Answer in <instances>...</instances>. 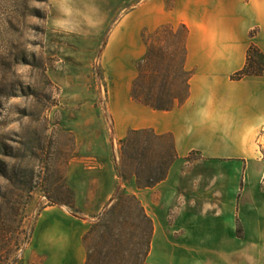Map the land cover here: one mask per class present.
Wrapping results in <instances>:
<instances>
[{
  "label": "rangeland",
  "instance_id": "374dc122",
  "mask_svg": "<svg viewBox=\"0 0 264 264\" xmlns=\"http://www.w3.org/2000/svg\"><path fill=\"white\" fill-rule=\"evenodd\" d=\"M157 8L151 0H0V264L17 263L43 207L74 210L71 164L114 177L109 204L89 218L88 264L144 263L152 222L129 183L141 188L167 175L172 143L147 130L115 136L120 107L112 101L116 73L106 51L114 39L133 42L142 25L145 54L130 96L148 49L165 58L162 69L144 64V86H169L166 103L184 96L188 72L172 67L181 61L183 31L146 30L157 22ZM257 145L264 161V131Z\"/></svg>",
  "mask_w": 264,
  "mask_h": 264
},
{
  "label": "crops",
  "instance_id": "0c3cea01",
  "mask_svg": "<svg viewBox=\"0 0 264 264\" xmlns=\"http://www.w3.org/2000/svg\"><path fill=\"white\" fill-rule=\"evenodd\" d=\"M151 5L158 7L157 22L146 30L166 24L187 29V99L158 111L130 96L136 63L145 54L142 25L133 42L114 39L106 51L116 73L112 101L120 107L115 136L143 130L170 135L176 155L165 179L152 187L129 183L152 222L143 264H264V161L257 145L264 131V73L232 79L244 68L251 45L264 58V0ZM192 153L196 158L190 160ZM72 165L67 180L74 210L43 207L16 264L88 262L89 218L109 204L114 177L108 170L76 172Z\"/></svg>",
  "mask_w": 264,
  "mask_h": 264
},
{
  "label": "trees",
  "instance_id": "16d2710c",
  "mask_svg": "<svg viewBox=\"0 0 264 264\" xmlns=\"http://www.w3.org/2000/svg\"><path fill=\"white\" fill-rule=\"evenodd\" d=\"M180 28L183 31V37L181 39L182 57H181V61L179 63H177L173 59V64H175V66H172V67H173V71L176 74H178L179 71L187 74V72L184 69L185 38L187 35V29L183 25L180 26ZM163 32H167L170 36L176 35V32L168 25H164L160 28L159 33H163ZM175 51L178 52V45L175 46ZM151 54H152V59L150 57ZM153 55H154V57H153ZM164 58L165 57L163 56V54L160 50L158 52H154V50L148 49V52H147L146 56L144 57V60L142 62H139L137 65L138 77L133 82L132 87H131L132 98L135 101L140 102L141 104H143V105H145V106H147L153 110L168 111L174 107L176 101L178 104H182L187 99V96H188V79L190 76L189 73H188V78L186 79V82H185L186 94L182 97L177 96V95H173V96H171V99L167 103L165 102L164 97H165V94H167V92L169 90H171V88H169V86L164 85L160 92H156V90L152 86H149V87L144 86V81L149 82V78H150L148 74L146 76V73H144V70H143L144 64H146L148 62V67L151 65V67L157 66L160 69H162L164 66L163 65V59ZM153 59L155 60V63L153 62ZM159 68H157V69H159ZM263 73H264L263 55L257 47H255L254 45H251L247 51L246 64H245L244 68L241 71L235 73L232 76V79L240 80V79H242L244 77H248V76H261ZM147 131H149L157 139L168 138L172 143V137L170 135L158 136L150 130H147ZM135 132H137V131H135ZM175 157H176V155L174 153L173 146H172V156H171V159L169 162L170 164L173 162ZM165 177H166V173L156 183L162 181L163 179H165ZM153 185L154 184H145V185L141 186V188L151 187ZM140 210L143 213V215L145 216L143 209L141 208ZM148 221L150 222V220H148ZM150 225H151V222H150ZM151 231H152V226L150 228V232ZM86 264H88V262Z\"/></svg>",
  "mask_w": 264,
  "mask_h": 264
}]
</instances>
